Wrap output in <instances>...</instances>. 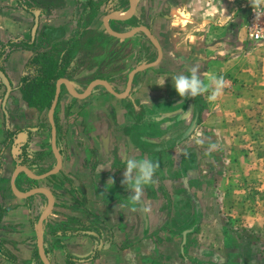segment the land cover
<instances>
[{"label":"crops","instance_id":"0c3cea01","mask_svg":"<svg viewBox=\"0 0 264 264\" xmlns=\"http://www.w3.org/2000/svg\"><path fill=\"white\" fill-rule=\"evenodd\" d=\"M38 1L0 0V70L11 84L5 99L0 77V264H44L38 253L42 216L50 264H258L251 263L261 258L251 242L236 239L214 212L198 147L183 137L203 96L181 98L172 80L181 72L190 75L193 65L206 83L209 73L222 76L228 85L209 103L216 116L207 120L225 123L233 109L227 101L247 93L255 71L264 73V33L250 35L249 0H127L122 6L111 0ZM258 23L264 28V16ZM106 24L115 33L137 30L118 36ZM142 27L161 56L130 77L135 65L120 72L113 63L121 45L130 44L122 60H133L136 41H143L153 62L159 57ZM69 46L78 65L61 77L53 135L50 107L28 105L20 80L35 53L60 54ZM164 66L171 68L157 72ZM132 156L160 164L135 212L121 207L130 195L121 180ZM101 164L110 169L97 171ZM36 188L51 193L52 207L48 192ZM83 223L92 229L79 230Z\"/></svg>","mask_w":264,"mask_h":264},{"label":"rangeland","instance_id":"374dc122","mask_svg":"<svg viewBox=\"0 0 264 264\" xmlns=\"http://www.w3.org/2000/svg\"><path fill=\"white\" fill-rule=\"evenodd\" d=\"M37 2L39 1L30 0L32 6H38ZM58 2L59 0H45L41 3L53 5ZM111 3L122 6L127 4V0H111ZM90 25L95 26L94 21L89 23ZM100 28L101 25L98 23V29ZM124 28L125 26H121V29ZM140 36L147 42L143 30ZM129 45L125 43L116 50L118 57L116 54L113 55V63H117L116 67L120 72L132 65L137 68L139 65L154 61V55L143 46V41H136L131 45L135 48L133 60H122L124 56L127 57L124 54ZM105 46L108 45L105 43ZM152 46L149 48L151 49ZM254 51L253 53H258ZM249 59L251 62L248 63L254 65L255 55L250 54ZM170 68L164 66L162 70L158 68L157 72H165ZM119 78V82L123 84L125 82L123 75ZM254 80L246 94L242 93L237 98H233L232 104L231 101H227L233 109L231 113L225 114L224 124L209 123L207 117L216 115H211L215 110L209 108V102L204 95L203 102L198 105V115L192 119L196 123L191 130L188 128L183 132V137L195 136V132L202 133L205 143L202 146L197 145L198 160L207 176L206 194L214 205V212L219 215L228 232L230 230L232 235L235 234L236 239L247 238L251 242L250 248L254 250L253 253L261 255L260 259L257 257L259 261L251 263L264 264V88H262L264 73L255 71L252 81ZM207 112L209 115H206ZM216 114L223 113L217 111ZM192 141L190 144L196 145ZM209 141L219 146L210 154L206 151Z\"/></svg>","mask_w":264,"mask_h":264},{"label":"clouds","instance_id":"9594fccd","mask_svg":"<svg viewBox=\"0 0 264 264\" xmlns=\"http://www.w3.org/2000/svg\"><path fill=\"white\" fill-rule=\"evenodd\" d=\"M249 3L255 13L256 20L259 21L260 17L264 16V0H249ZM225 13L226 9H223V15L230 19L231 16H227ZM254 27L258 29V34L264 33V28H261L258 23ZM200 70L198 65H193L187 70L190 75H185L181 72L172 77L175 91L181 98H195L206 95L209 103H215L223 95L228 82L222 76L218 77L215 74L209 73L206 76V83L205 77H202ZM164 83L165 80L160 86H163ZM148 103H150L149 100ZM189 139L193 140L196 145L202 146L205 143L203 135L200 132H195V136L190 135ZM218 147L217 143L209 141L206 151L210 154L216 151ZM125 165L121 184L126 187L130 195L127 204H122L121 207L131 206L130 210L135 212L137 211L136 206L142 202L145 186L156 183L155 175L160 164L158 160L154 161L151 158L137 159L135 156H132L125 160ZM105 169H110V167L104 164L97 166V171L99 172ZM108 182L112 185L114 184V180L111 177ZM143 211L148 213L151 211V208L146 206Z\"/></svg>","mask_w":264,"mask_h":264},{"label":"trees","instance_id":"16d2710c","mask_svg":"<svg viewBox=\"0 0 264 264\" xmlns=\"http://www.w3.org/2000/svg\"><path fill=\"white\" fill-rule=\"evenodd\" d=\"M73 46L65 47L60 54L54 51L35 53L25 65L20 80L19 91L21 97L30 106L48 108L56 92L57 80L71 75L77 61L73 57ZM75 69V70H74ZM79 230H91L88 223H83ZM68 264L71 263V260Z\"/></svg>","mask_w":264,"mask_h":264},{"label":"water","instance_id":"95a60500","mask_svg":"<svg viewBox=\"0 0 264 264\" xmlns=\"http://www.w3.org/2000/svg\"><path fill=\"white\" fill-rule=\"evenodd\" d=\"M131 6H132V5H131ZM132 10H133V6H132V8H131V10H130V13L132 12ZM116 17H117V18H120V19L125 18V17H119V16H116ZM106 27H107V29H108V31H109L110 33H112V34L114 33V34H116V35H118V36H122V35L127 36V35H130V34H133L134 31L137 30V29H134L133 31H131V32L128 33V34H121V33H115V32H113V31L111 30V28L107 26V24H106ZM142 29H144V30L147 32V34L150 36V38L152 39V41H154L156 47H157L158 50H159V57H158V59H157L155 62H153V63H150V64H144V65H140V66H138L134 71L131 72L130 77L133 75V73H134L135 71H137V70H142V69L147 68L148 66H151V65L156 64V63L159 61L160 56H161V49H160V46L155 42V40H154L153 36L151 35V33L149 32V30L146 29V28H144V27H142ZM0 77H1V79H2V81H3V83H4V85L6 86L5 99H7V97L9 96V93H10V91H11V84H10L8 78L6 77V75H5V74L3 73V71H1V70H0ZM61 82H65V79L60 78V79L58 80L57 85H56L55 96H54V99H53L52 104H51V106H50V121H51V125H52L51 130L53 131V135L55 134V130H54L55 125H54V120H53V117H52L51 113H52V110H53V108L55 107V105H56V103H57V99H58V95H59V86H60V83H61ZM130 83H131V79L129 80V83H128V89H129V87H130ZM104 84L107 85V83H104ZM107 88L110 89V90H112L108 85H107ZM195 118H196V117H195ZM195 123H196V122H195V120H194V121L192 122V124L190 125V129H189V130H191V129L193 128L192 126L195 125ZM53 139H54V136H53ZM59 166H60V160H58L57 168H58ZM57 168H56V170H57ZM56 170H55V171H56ZM12 185H13V187L15 188L14 179H13V183H12ZM34 191H44V192H48L47 189H44V188H36V189H34ZM48 194H49V196H50V198H51V205H50V207H52V205H53V198H52V195H51L50 192H48ZM43 219H44V216H42V217L40 218V221H39V229H38V235H39L38 248H39V252H38V253L40 254L41 259L43 260L44 264H50V262L48 261V259H47L46 256H45V254H43V252H44V251H43V234H42V231H41V228H40V225H41V222L43 221Z\"/></svg>","mask_w":264,"mask_h":264},{"label":"built area","instance_id":"2783aa9c","mask_svg":"<svg viewBox=\"0 0 264 264\" xmlns=\"http://www.w3.org/2000/svg\"><path fill=\"white\" fill-rule=\"evenodd\" d=\"M251 16H252V17H250V19H249V32H250V35H251L252 37H254V38H258V37H260V35H261L262 33H259V34H258V29H257L256 27H254V26L258 23V21L256 20V16H255L254 11H252ZM258 24H259V23H258ZM259 26L262 28L261 23L259 24Z\"/></svg>","mask_w":264,"mask_h":264}]
</instances>
